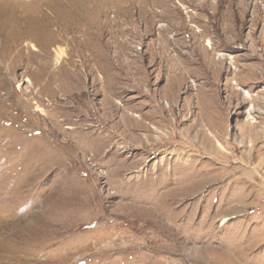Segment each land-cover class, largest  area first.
Here are the masks:
<instances>
[{"label":"rangeland","instance_id":"rangeland-1","mask_svg":"<svg viewBox=\"0 0 264 264\" xmlns=\"http://www.w3.org/2000/svg\"><path fill=\"white\" fill-rule=\"evenodd\" d=\"M0 264H264V0H0Z\"/></svg>","mask_w":264,"mask_h":264},{"label":"crops","instance_id":"crops-1","mask_svg":"<svg viewBox=\"0 0 264 264\" xmlns=\"http://www.w3.org/2000/svg\"><path fill=\"white\" fill-rule=\"evenodd\" d=\"M116 42V44H115V47H113V46H108L109 47V50L107 51V56H108V54L109 53H112L113 51L115 52V49L118 47V49H120L122 52H130L129 51V48H128V46H126V45H122V44H120V42L119 41H115ZM100 47H102V45L100 46ZM102 51L100 50V53H101ZM93 76V78L95 79V78H97V76H95V75H92ZM100 78V81H99V83H100V89H102L103 91L105 90V91H107L108 90V88H109V86L108 85H110L111 83H114V82H111V81H108L107 83H106V85H105V87H104V84L102 83V80L101 79H107V80H112V79H115L116 81H118V80H120L121 78H114V77H112L110 74H108L105 70H102L101 71V77H99ZM115 81V82H116ZM154 87V86H153ZM113 87H110L109 89H112ZM154 91V90H153ZM155 93H156V91H154ZM152 93H150L149 94V96H151L152 97ZM157 97L159 96V95H156ZM154 100V99H153ZM151 105L152 104H147V106H146V108H149V107H151ZM154 106V105H153ZM158 107H159V109L162 107L163 109H164V111H165V109L167 110V108L165 107V106H162V105H157ZM123 108H124V105L122 106ZM139 107V106H138ZM155 107V106H154ZM139 109V108H138ZM143 109H145V108H143ZM127 109H125L124 108V111H126ZM155 111H157V109L155 110ZM134 119H136V118H134ZM145 119H147V120H151V119H157L156 117H155V114L153 113V111H152V107H151V109L149 110V112L148 113H143V115H141V117H140V121H138L139 119H136L138 122H139V126H142L143 125V121L145 120ZM158 121V120H157ZM154 124H156V123H154Z\"/></svg>","mask_w":264,"mask_h":264},{"label":"bare ground","instance_id":"bare-ground-1","mask_svg":"<svg viewBox=\"0 0 264 264\" xmlns=\"http://www.w3.org/2000/svg\"><path fill=\"white\" fill-rule=\"evenodd\" d=\"M35 47V46H34ZM58 55L59 56H62V55H64V52H58ZM247 95L249 96V94L247 93ZM207 138H208V146H209V148H211V149H215V151H218L219 149L217 148V146L215 147L214 145H213V138L210 136V137H208L207 136ZM207 140V139H206ZM219 145H222V144H220V142L218 143ZM207 148V147H206Z\"/></svg>","mask_w":264,"mask_h":264}]
</instances>
